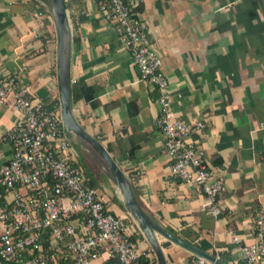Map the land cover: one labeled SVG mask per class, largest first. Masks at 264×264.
<instances>
[{
    "label": "crops",
    "instance_id": "crops-1",
    "mask_svg": "<svg viewBox=\"0 0 264 264\" xmlns=\"http://www.w3.org/2000/svg\"><path fill=\"white\" fill-rule=\"evenodd\" d=\"M64 2L72 32V113L122 169L141 206L172 233L227 264H264L248 262L240 250L257 241L252 220L264 209V0H131L161 58L175 115L205 123L195 138L213 176L223 180L217 201L224 210L218 216L202 206L204 194L171 175L156 123L157 90L139 79L115 24L103 18L94 0ZM0 64L35 97L53 98L56 34L43 0H0ZM19 118L1 105L0 133ZM4 154L9 155L7 146ZM103 175L111 195L94 185L113 213L128 215ZM158 240L167 264H198V255L162 236ZM139 245L150 248L143 237ZM149 255L154 259L152 250Z\"/></svg>",
    "mask_w": 264,
    "mask_h": 264
},
{
    "label": "built area",
    "instance_id": "built-area-1",
    "mask_svg": "<svg viewBox=\"0 0 264 264\" xmlns=\"http://www.w3.org/2000/svg\"><path fill=\"white\" fill-rule=\"evenodd\" d=\"M94 3L103 18L115 24L139 79L157 90L156 123L171 161V175L204 194L202 206L218 216L224 210L217 201L223 180L213 176L195 138L205 123L175 115L161 58L151 47L146 23L133 11L131 0ZM1 105L17 111L20 118L0 133V264H142V258L157 264L155 257H149L151 249L139 245V237L144 236L135 219L113 213L103 191L87 183L74 154L72 134L62 124L60 107L49 108L28 84L15 73H5L0 64ZM4 146L9 148L8 156ZM252 222L257 241L243 244L240 250L248 262H262L264 209ZM214 257L219 259L217 254ZM197 263L216 264L202 256H197Z\"/></svg>",
    "mask_w": 264,
    "mask_h": 264
},
{
    "label": "water",
    "instance_id": "water-1",
    "mask_svg": "<svg viewBox=\"0 0 264 264\" xmlns=\"http://www.w3.org/2000/svg\"><path fill=\"white\" fill-rule=\"evenodd\" d=\"M47 3L53 17L56 34V74L59 107L65 131L73 135L75 142L96 162L102 172L108 176L117 188L125 209L137 222L138 228L150 246L157 264H167L158 236H162L216 264H227L172 233L153 218L141 206L132 184L106 148L88 134L75 119L71 107V25L64 0H47Z\"/></svg>",
    "mask_w": 264,
    "mask_h": 264
},
{
    "label": "rangeland",
    "instance_id": "rangeland-1",
    "mask_svg": "<svg viewBox=\"0 0 264 264\" xmlns=\"http://www.w3.org/2000/svg\"><path fill=\"white\" fill-rule=\"evenodd\" d=\"M55 93L52 94V97L55 98L58 96V88L56 84ZM74 154L77 160L78 165L82 168L85 173L86 180H93V183L99 186L102 190L109 194L108 183L106 182V178L103 175V172L99 167L93 165L92 160L84 153L82 148L78 144H73ZM20 191H25V188L21 187Z\"/></svg>",
    "mask_w": 264,
    "mask_h": 264
},
{
    "label": "trees",
    "instance_id": "trees-1",
    "mask_svg": "<svg viewBox=\"0 0 264 264\" xmlns=\"http://www.w3.org/2000/svg\"><path fill=\"white\" fill-rule=\"evenodd\" d=\"M43 1L46 3L47 9H48V11L50 13V9L48 7L47 0H43ZM48 106H49V108H58L59 107V96L50 99L48 101ZM87 183L89 185L95 186L94 183H93V181H91V180H88ZM147 262H148V259H144V258L141 259V263L142 264H147ZM107 264H113V261H108Z\"/></svg>",
    "mask_w": 264,
    "mask_h": 264
}]
</instances>
